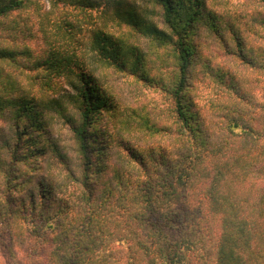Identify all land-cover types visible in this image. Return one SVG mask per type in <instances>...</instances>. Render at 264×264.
<instances>
[{
	"label": "trees",
	"instance_id": "1",
	"mask_svg": "<svg viewBox=\"0 0 264 264\" xmlns=\"http://www.w3.org/2000/svg\"><path fill=\"white\" fill-rule=\"evenodd\" d=\"M32 1L0 0V264H264V45L207 0H54L122 32L92 28L81 56L83 30L61 10L65 45L31 59L5 18ZM209 40L260 76V97L252 76L214 70ZM198 67L226 88L214 117L190 95ZM110 69L162 90L165 121L118 114ZM28 71L55 91H27Z\"/></svg>",
	"mask_w": 264,
	"mask_h": 264
},
{
	"label": "rangeland",
	"instance_id": "2",
	"mask_svg": "<svg viewBox=\"0 0 264 264\" xmlns=\"http://www.w3.org/2000/svg\"><path fill=\"white\" fill-rule=\"evenodd\" d=\"M207 2L210 7L219 14L229 16L230 19L235 20L241 33L246 36L247 40L253 46L264 45V38H261L264 36V31H262L261 28L259 29V23L256 21V17L259 15L264 16L263 2L259 0H207ZM61 10L63 14L68 16L67 18L75 22V25L80 26L83 30L84 44L81 46V56L86 53V46L91 36L92 28L106 27L114 32H122V28H117L116 24L112 23L111 20L107 19L105 21L101 17L99 18L98 12L95 10L85 12L80 11L78 8H72V6H65L60 2L58 6H56L54 0H34L26 9L15 11L9 15V17L5 18V22L13 21V23H15V31L18 33L17 35L19 37L18 41H20V44H26L29 47L32 55L31 59L45 56V51L48 49L46 45L47 40L51 41L54 45H65L64 41L55 40L57 36L54 35L55 15L60 13ZM19 31H22V33H19ZM124 36H127L129 41H133L139 45H145L140 38L137 40L129 36L128 30L125 31ZM132 36L137 37L135 35ZM201 50L203 51L202 53L211 58L214 70L224 69L225 71H230L233 77L238 81L247 77L251 78L252 76L255 81H253V83L251 82L253 86L247 89L248 91L251 90V92H254L257 98L261 96L260 76L252 74V69L239 62V60H235L234 57L226 55L216 41L209 40L206 46L201 47ZM19 59H25L24 61L28 62L26 58ZM195 71L197 77L193 81L190 95L194 97V101L199 107L204 106L209 112L208 115L214 117L218 108L221 107L220 105L226 102L224 99L226 88L219 85L214 79L209 78V76H205L208 74L202 72L199 67L196 68ZM33 72L35 71H30V74H20L19 78L22 86L31 93L43 94L45 96L52 94L55 90L48 86H44L41 92L40 85L35 82L40 78L33 79ZM15 74L18 75V73ZM104 83L116 97L118 114L120 113L123 118H129L133 110L144 109L150 111V116L154 117L157 122H161V120L165 121L164 108L166 99L164 92L159 88L147 85L143 82H138L133 79V77L126 76L115 69L107 71ZM64 87L66 86L63 85V88ZM218 103H220V105H218ZM132 124L133 123L129 122V126H132ZM54 132L68 154L72 153L73 155L74 149L72 147L74 144L72 134L67 125L61 120L56 121ZM133 132L134 131L130 129L127 132H122L120 135H124L122 139L129 144H135V138L133 137L136 136V133L132 134Z\"/></svg>",
	"mask_w": 264,
	"mask_h": 264
}]
</instances>
